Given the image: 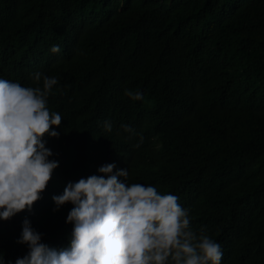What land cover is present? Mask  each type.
Here are the masks:
<instances>
[{
	"label": "trees",
	"instance_id": "trees-1",
	"mask_svg": "<svg viewBox=\"0 0 264 264\" xmlns=\"http://www.w3.org/2000/svg\"><path fill=\"white\" fill-rule=\"evenodd\" d=\"M35 72L58 79L59 166L31 213L0 221V261L27 254L25 217L67 246L72 205L52 197L115 163L177 196L221 264H264V0H0V79L42 87Z\"/></svg>",
	"mask_w": 264,
	"mask_h": 264
},
{
	"label": "clouds",
	"instance_id": "clouds-1",
	"mask_svg": "<svg viewBox=\"0 0 264 264\" xmlns=\"http://www.w3.org/2000/svg\"><path fill=\"white\" fill-rule=\"evenodd\" d=\"M50 51L58 53L60 47ZM32 79L37 85L42 81V87L0 79V221L31 213L59 166L49 159L53 153L45 140L60 135L56 129L62 115L48 107L58 79L40 72ZM124 94L133 101L144 98L138 90ZM103 126L112 131L110 121ZM122 127L135 135L134 129ZM97 171L100 175L70 181L52 197L53 211L72 205L66 218L73 226L68 245L56 249L42 243V234L25 217L17 243L27 245L28 252L15 264H221V245L204 229L192 230L189 210L177 196L129 183L128 169H117L115 163Z\"/></svg>",
	"mask_w": 264,
	"mask_h": 264
}]
</instances>
